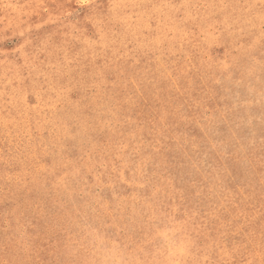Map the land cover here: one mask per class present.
<instances>
[{"label":"rangeland","instance_id":"rangeland-1","mask_svg":"<svg viewBox=\"0 0 264 264\" xmlns=\"http://www.w3.org/2000/svg\"><path fill=\"white\" fill-rule=\"evenodd\" d=\"M0 264H264V0H0Z\"/></svg>","mask_w":264,"mask_h":264},{"label":"bare ground","instance_id":"bare-ground-1","mask_svg":"<svg viewBox=\"0 0 264 264\" xmlns=\"http://www.w3.org/2000/svg\"><path fill=\"white\" fill-rule=\"evenodd\" d=\"M93 47V46H92ZM96 50V49H95ZM36 149V148H35ZM45 161V160H44Z\"/></svg>","mask_w":264,"mask_h":264}]
</instances>
